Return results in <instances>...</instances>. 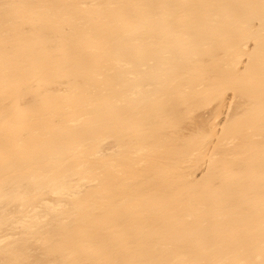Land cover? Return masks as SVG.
<instances>
[{"label": "bare ground", "instance_id": "6f19581e", "mask_svg": "<svg viewBox=\"0 0 264 264\" xmlns=\"http://www.w3.org/2000/svg\"><path fill=\"white\" fill-rule=\"evenodd\" d=\"M3 230L0 264H264V0H0Z\"/></svg>", "mask_w": 264, "mask_h": 264}, {"label": "rangeland", "instance_id": "374dc122", "mask_svg": "<svg viewBox=\"0 0 264 264\" xmlns=\"http://www.w3.org/2000/svg\"><path fill=\"white\" fill-rule=\"evenodd\" d=\"M237 101H236V99L234 100H232L231 101V103H229V107L226 109V111L224 112V113H222V117L224 118L226 115H227V117H230L231 115H233V113L236 111L237 112V106L236 105H238L237 103H236ZM233 103V104H232ZM213 104V103H212ZM214 105V106H213ZM213 105H208L207 106V108H206V106H204V107H202L201 108V110H197L196 112H195V116L197 117V119H196V117H194V119L197 121V120H202V119H204V120H207V121H209V120H211V119H213V120H211L212 122L214 121V118H215V121L216 120H218V119H216V117H214L213 116V113H215V102H214V104ZM231 108V109H230ZM204 109V110H203ZM198 112V113H197ZM229 112V113H228ZM218 113V112H217ZM216 113V114H217ZM226 113V114H225ZM215 114V115H216ZM199 116V117H198ZM217 116V115H216ZM205 117V118H204ZM218 117V116H217ZM220 118V116H219V118H220V120H222L223 118ZM227 117H225V118H227ZM224 118V119H225ZM219 120V121H220ZM189 119L187 120V122H185V126L187 127V125H189V127L188 128H191L192 127V125H194V121L193 120H191L192 121V125L191 124H189ZM219 121H217V122H219ZM106 145H108V146H106ZM110 145V146H109ZM104 146H106L105 147V151L106 152H109L110 150L108 149V148H111V146H113L111 143L110 144H105ZM208 165V163H204V165H202V167L200 166V168L202 169V171L204 170V168H206V167H208L207 165ZM204 166V167H203ZM200 168H198V172H197V175H198V178H200L201 177V175H202V171H201V169ZM51 196H49V198L48 199H51L50 198ZM3 232V233H2ZM9 233V231H6V230H3V231H1L0 232V236L3 238V235L5 236V235H7Z\"/></svg>", "mask_w": 264, "mask_h": 264}]
</instances>
